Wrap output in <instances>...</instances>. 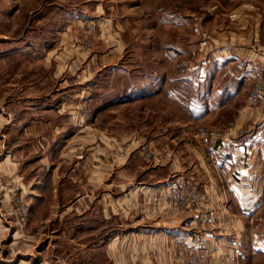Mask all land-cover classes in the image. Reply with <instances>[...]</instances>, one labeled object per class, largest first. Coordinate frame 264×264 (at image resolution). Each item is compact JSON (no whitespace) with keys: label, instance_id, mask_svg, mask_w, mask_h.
<instances>
[{"label":"crops","instance_id":"1","mask_svg":"<svg viewBox=\"0 0 264 264\" xmlns=\"http://www.w3.org/2000/svg\"><path fill=\"white\" fill-rule=\"evenodd\" d=\"M63 1L50 0L51 10L55 6L63 10ZM223 1L211 3L224 8L226 16L217 20L219 12H213L206 21L218 23L210 32L198 15L190 16L194 36L204 38L196 48L204 55L212 50L210 59L202 56L191 62L189 73L155 78L158 93L111 97L115 106L130 100L144 106L152 94L164 108H173L172 127L166 128L163 119V125L142 123L119 130L117 118L108 124L101 118L113 112V103L97 111L90 123L81 122L77 110L54 112L50 102L59 100L64 105L70 97L83 96L79 89L49 91L48 82L38 81V76H33L29 92L9 99L12 107L7 109L4 103L0 109V264H88L91 260L93 264H175V245L182 240L206 247L216 264L240 259L248 208L253 212L258 208L244 205L239 195L254 203L264 184V99L258 104L251 101L257 76H264V0H229L236 5L233 8L223 7ZM102 2L97 0V7ZM81 4L85 9L87 2ZM117 11L112 7L105 15L120 27L121 20L127 19ZM83 12L46 11L36 16L48 22H72L93 15ZM9 19L21 16L9 13ZM47 30L40 31L42 36H47ZM207 34L217 39L210 44ZM51 53L53 49L46 55ZM39 54L31 45L16 47L0 64L3 61L5 70L12 58L18 59V66L29 59L30 67L36 68ZM110 57L119 58L118 53ZM50 59L44 67L54 64L53 55ZM62 63L56 64L57 71L63 70ZM112 67L113 71L121 68ZM143 85L148 89L150 83ZM229 138L247 161L241 169L217 152L218 144ZM175 178L201 188L202 207L179 211L168 206L160 191L167 190ZM16 194L29 205L26 226L13 213ZM232 236L237 239L235 253Z\"/></svg>","mask_w":264,"mask_h":264},{"label":"rangeland","instance_id":"2","mask_svg":"<svg viewBox=\"0 0 264 264\" xmlns=\"http://www.w3.org/2000/svg\"><path fill=\"white\" fill-rule=\"evenodd\" d=\"M39 1L0 0V60L5 55L10 57L16 47H30L31 45L40 51L39 63L36 68L30 67L29 59L21 60L23 62H21V66H18V59L12 58L8 65L9 68L6 67L5 70L4 63L1 62L0 109L4 108V103L7 109L8 105L12 107L13 104L9 102V99L16 95L19 96L20 92H29L30 82L34 81L33 76H38V81L46 80L48 82L49 91L54 90V92L62 93L66 91L65 93H69L80 90L83 97H70V100L64 102V105L61 101L55 100L50 102L49 106L54 112H57L59 108L69 111L77 110L79 112L78 118L83 123H90L93 119L87 120V117L83 116V111L87 109V106H90L94 116L100 109L110 108L109 104L114 102L112 96L114 98L132 92L137 95L149 94L150 92L158 93L160 89L152 81L155 78L164 79L177 74L180 75V73L181 75L189 73L191 62L199 60L202 56L210 59V56L215 54L212 50L204 55L196 48V45L200 44L204 38L203 36H194L191 25L194 20L191 21L190 16L198 15L197 18L202 24H205V30L209 32L218 23L215 20L211 23L206 21L212 18L213 12H219L215 18L213 16L214 19L218 17L217 20L226 16L224 8L218 6L219 4L216 6L211 4L213 0H195L197 5H193L194 0H192V4L191 0H104L98 7L96 5L97 0H64L65 7L63 10L56 6L51 10L50 6L52 5L50 3L53 0L51 2L45 0L43 4ZM228 1H223L225 3L223 7H236L235 4ZM36 2L39 3L36 4ZM82 2H87L85 9H83ZM112 7L115 12L118 10L117 13L127 19L126 22L121 20L120 27L117 26L112 16L106 17L107 14L105 15ZM46 11L64 13L76 11L78 15L81 11H85L83 14L93 15L87 20L80 19L81 21L72 22L57 20L48 22L38 18L40 15L36 16L38 13ZM13 12L20 14L21 19L10 20L9 13ZM221 14H223L222 17ZM37 18L39 20H36ZM181 19L182 21H180ZM35 27L39 30L38 33ZM46 28L48 29L47 36H44L45 34L42 36L40 31L43 30L44 32ZM57 28L59 31L56 30ZM4 33H8V35L5 36ZM212 36L207 34L205 38L210 41V44L217 39ZM216 44V47L220 48V45ZM49 49H53V53L46 55ZM115 53H118L119 58L117 60L110 57ZM51 55H53L54 64L50 63V68H46L43 64L46 59L51 61ZM60 61H63L61 64L63 70L57 71L56 64ZM114 61H118L117 64L121 67L117 71H113L112 66L116 67L117 65L111 63ZM102 63H106V65L103 66ZM113 77H115L114 81L117 79L115 85L111 82ZM128 77L129 79L126 80L125 78ZM143 82L150 83L148 89L144 87ZM64 83L69 84L64 85ZM135 88L137 89L133 90ZM167 88L166 91L168 92L173 88V85L171 84ZM43 90H46L45 86ZM152 96L151 94L149 101H145L144 106L140 101L131 100L121 102L119 106H115L113 103L114 107H111L113 112L103 113L101 115L102 121L108 124L110 119L117 118L119 130L127 125L130 128L138 127L142 123L148 127L163 125V119L166 128L167 126H174L173 108H164L158 97ZM5 98L6 101L4 102ZM21 105L24 107L25 103L22 102ZM53 136L55 137L56 134ZM213 163L216 164L217 162ZM246 163L247 161L243 165ZM235 167H238L236 163ZM251 184L252 188H256L253 183ZM198 188L202 192L199 186ZM259 190L261 193L259 192L254 203L249 204L245 200L248 196L243 198L239 195V199L243 200L244 205H256L258 209L253 212V209H249L251 207L248 208L249 213L246 215V220L249 223H247L245 233L240 239V241H244L245 249L240 259L236 257L234 264H264V184ZM25 203L27 204L26 201ZM16 216L19 218L18 215ZM29 218L30 210L26 222L22 223L23 226L28 224ZM232 237L230 239L235 242V245L232 244L235 253L238 248L237 239ZM41 238H44V234ZM212 263L216 264V261L212 260ZM88 264H93L92 260ZM175 264L185 263L183 261L178 262L175 255Z\"/></svg>","mask_w":264,"mask_h":264},{"label":"built area","instance_id":"3","mask_svg":"<svg viewBox=\"0 0 264 264\" xmlns=\"http://www.w3.org/2000/svg\"><path fill=\"white\" fill-rule=\"evenodd\" d=\"M264 99V76L258 75L255 87L252 91L251 101L257 104ZM83 116L87 120L93 118V112L90 106L83 111ZM237 143L229 138L222 141L217 146L219 153L231 158L238 167L246 161L244 155L239 152L240 148ZM212 161L216 162L212 156ZM161 196L167 201V204L173 210H196L203 206L204 194L200 191L196 184H192L187 180L173 179L168 186V189L160 191ZM14 209L13 213L19 216V222L25 223L26 217L29 214V205L25 203L20 195H15L13 198ZM176 260L183 261L185 264H213L212 255L204 246H197L188 241H179L175 248Z\"/></svg>","mask_w":264,"mask_h":264}]
</instances>
